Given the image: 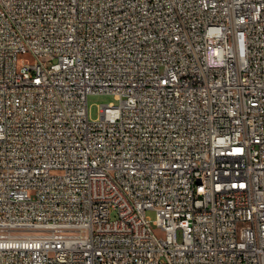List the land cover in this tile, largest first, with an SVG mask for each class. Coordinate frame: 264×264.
I'll list each match as a JSON object with an SVG mask.
<instances>
[{
  "label": "built area",
  "instance_id": "built-area-1",
  "mask_svg": "<svg viewBox=\"0 0 264 264\" xmlns=\"http://www.w3.org/2000/svg\"><path fill=\"white\" fill-rule=\"evenodd\" d=\"M0 264H264V0H0Z\"/></svg>",
  "mask_w": 264,
  "mask_h": 264
},
{
  "label": "rangeland",
  "instance_id": "rangeland-1",
  "mask_svg": "<svg viewBox=\"0 0 264 264\" xmlns=\"http://www.w3.org/2000/svg\"><path fill=\"white\" fill-rule=\"evenodd\" d=\"M28 59H30L31 61H34V58L32 55H27L26 56ZM109 102H115L116 104L119 103V101L117 99H115L113 94H101V93H97V94H90L88 96V107H89V112H90V117L92 119L99 117L100 115V107L102 104H106ZM147 216L151 219L152 221V229L153 231L158 235V236H163L165 235L164 230L158 226L156 224V219H157V215H156V211L152 210V209H148L146 212ZM115 216V212H112V217Z\"/></svg>",
  "mask_w": 264,
  "mask_h": 264
}]
</instances>
